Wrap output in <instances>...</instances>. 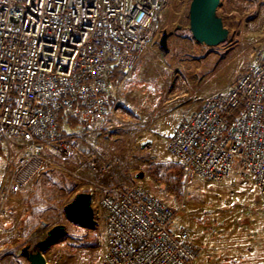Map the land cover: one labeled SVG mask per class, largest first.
I'll list each match as a JSON object with an SVG mask.
<instances>
[{
    "label": "built area",
    "instance_id": "1",
    "mask_svg": "<svg viewBox=\"0 0 264 264\" xmlns=\"http://www.w3.org/2000/svg\"><path fill=\"white\" fill-rule=\"evenodd\" d=\"M168 1L0 0V140L17 135L25 142L3 198L33 184L49 162L47 150L62 161L74 155L76 142L59 127L57 112L87 126L102 118L112 66L133 74L159 35ZM236 107L240 112L228 123L226 112ZM116 111L110 109L118 117ZM111 146L97 144L75 168L62 167L79 184L75 193L88 192L100 208L93 209V227L103 222L108 246L104 260L90 264H196L189 230L171 229L175 210L145 186L111 179L121 165ZM165 148L182 165L185 184L195 176L221 181L234 174L264 196V54L226 92L202 98ZM178 195L176 208L183 209L185 189Z\"/></svg>",
    "mask_w": 264,
    "mask_h": 264
},
{
    "label": "rangeland",
    "instance_id": "2",
    "mask_svg": "<svg viewBox=\"0 0 264 264\" xmlns=\"http://www.w3.org/2000/svg\"><path fill=\"white\" fill-rule=\"evenodd\" d=\"M189 2L168 1L161 13L158 37L139 56L133 74L126 73L122 85L112 93L111 109L117 110L118 117L109 113V118L95 124L96 132L89 125L86 130L79 127L81 139L68 161L47 150L48 164L32 185L19 192L22 217L15 221L19 216L8 203L10 193L3 198L1 192L11 164L25 145L15 144L19 136L9 135L0 146V264H29L21 247L33 246L57 223L66 225V234L44 251L48 264L104 260L108 242L103 222L84 228L65 219L63 206L79 184L62 167L75 168L81 154L105 143L112 145V155L121 160V165L113 168V177L109 174L111 179L145 186L171 206L175 210L171 229L189 230L198 252L196 264H264V196L259 189L252 183L240 184L234 174L221 181L195 176L187 184L182 174L177 184L172 178L177 167L172 166L180 164L165 148L166 134L179 117L177 107L193 111L202 98L223 94L264 54V0H220L217 14L228 36L215 46L192 37ZM162 29L168 32L166 50L158 44ZM156 119L160 130L153 137ZM104 126L109 131L105 135L98 130ZM146 137L152 138V144L143 149L139 142ZM82 173L91 176L85 169ZM181 189L186 192V206L177 209ZM230 191L234 200L229 198ZM91 206L100 211L96 201Z\"/></svg>",
    "mask_w": 264,
    "mask_h": 264
},
{
    "label": "water",
    "instance_id": "3",
    "mask_svg": "<svg viewBox=\"0 0 264 264\" xmlns=\"http://www.w3.org/2000/svg\"><path fill=\"white\" fill-rule=\"evenodd\" d=\"M220 0H190L188 7V25L195 41L207 46H215L223 42L228 36V29L224 26L222 18L217 14V7ZM168 32L162 29L158 38V44L167 49ZM141 148H149L152 138L146 137L140 140ZM138 177L142 172L137 173ZM65 219L73 224L84 228H92L94 224L93 209L90 204V194L80 191L74 194L73 198L63 206ZM66 234V225L57 223L52 225L44 238L38 240L33 246L24 245L21 247V255L29 264H48L44 251Z\"/></svg>",
    "mask_w": 264,
    "mask_h": 264
},
{
    "label": "crops",
    "instance_id": "4",
    "mask_svg": "<svg viewBox=\"0 0 264 264\" xmlns=\"http://www.w3.org/2000/svg\"><path fill=\"white\" fill-rule=\"evenodd\" d=\"M122 82H123V80L121 81V82H119L118 84L117 83H115V81H114V79L113 78H110V88H109V91L105 94V103H106V107H107V111H106V113L104 114V116L102 117V118H100V119H96V120H94V121H92L90 124H89V126L91 127V129L92 130H94L95 131V124H97V123H99V122H102V121H104V120H106L107 118H109V113H110V109H111V107H112V105H113V91H114V89L116 88V87H118L119 86V84H121L122 85ZM199 105V104H198ZM197 108V107H196ZM175 111V110H174ZM176 111H178V114H179V117L174 121V123H173V125L171 126V128L169 129V131H168V133L166 134V137H168V136H170V134L172 133V131L174 130V128L187 116V115H189L190 113H191V108H187V107H177L176 108ZM79 120V119H78ZM80 121V120H79ZM82 124H83V126H82V128H83V130H86L87 129V125H85L82 121H80ZM104 123V122H103ZM79 127H81V126H79V125H76V126H72L71 127V129H70V139L71 140H73V141H75L76 143L81 139L80 138V131H82V130H80L79 129ZM89 127V128H90ZM154 128H155V132H152V136L153 137H155L156 135H158V131L160 130V128H159V120H157L156 119V121H155V125H154ZM99 131H101V134H103V135H105L107 132H109V131H107V129H106V126H104L103 128H100V129H98ZM96 132V131H95ZM98 132V131H97ZM106 137V136H105ZM9 138V135H6V136H4L3 138H1V140H0V146L1 145H3V143H5V140H7ZM9 141H11V139H9ZM24 143V145H25V142L19 137V139L17 140V142H15V144H17V145H21L20 143ZM16 161V160H15ZM10 173V172H9ZM8 179V178H7ZM5 186H6V184H5ZM27 187V186H26ZM5 188V187H4ZM4 188H3V190H4ZM22 190H23V188H20V189H18V190H16V191H14V192H9L10 194H9V200H8V203H9V205H10V207L12 206V212L14 213V215L15 214H17V216H19V218H15L14 219V221L15 220H19V219H21V217H22V215H19V214H21L20 212H21V205L20 206H18V204H20L19 203V198H20V196H19V192L21 191L22 192ZM11 196H13L12 198H11ZM16 216V215H15ZM16 216V217H17ZM196 262H198V255H197V258H196Z\"/></svg>",
    "mask_w": 264,
    "mask_h": 264
},
{
    "label": "trees",
    "instance_id": "5",
    "mask_svg": "<svg viewBox=\"0 0 264 264\" xmlns=\"http://www.w3.org/2000/svg\"><path fill=\"white\" fill-rule=\"evenodd\" d=\"M247 70V69H246ZM125 73L123 71H121L117 66L113 65L111 68V78L114 79L115 83H119L122 80H124ZM240 112V107H236V108H232L229 111L226 112L227 115V120L228 123H230L233 119L234 116H236L238 113ZM56 119L58 122V125L61 129H63V131L65 132L66 136L68 137V139H70V129L72 126H83V124L78 120V117L72 115L70 112L65 111L63 109L59 110L56 114ZM180 164V163H179ZM177 167L176 168V172L173 174L172 178L174 179V181L177 183L179 181V177L182 176L183 174V168L182 165H174L172 167ZM184 177V175H183ZM184 179V178H183ZM178 184V183H177ZM180 192V191H179ZM178 228H183V227H178ZM190 233V232H189ZM190 241H191V237H190ZM192 243V241H191ZM192 246L195 249L196 254L197 252V248H195L194 244L192 243Z\"/></svg>",
    "mask_w": 264,
    "mask_h": 264
}]
</instances>
